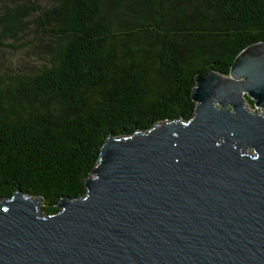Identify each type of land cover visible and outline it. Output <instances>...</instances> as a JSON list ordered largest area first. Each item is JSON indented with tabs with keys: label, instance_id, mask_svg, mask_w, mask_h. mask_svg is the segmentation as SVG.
Here are the masks:
<instances>
[{
	"label": "trees",
	"instance_id": "trees-1",
	"mask_svg": "<svg viewBox=\"0 0 264 264\" xmlns=\"http://www.w3.org/2000/svg\"><path fill=\"white\" fill-rule=\"evenodd\" d=\"M259 41L264 0H0V200L54 216L109 137L188 122L194 78Z\"/></svg>",
	"mask_w": 264,
	"mask_h": 264
},
{
	"label": "water",
	"instance_id": "water-1",
	"mask_svg": "<svg viewBox=\"0 0 264 264\" xmlns=\"http://www.w3.org/2000/svg\"><path fill=\"white\" fill-rule=\"evenodd\" d=\"M194 81L188 122L109 137L54 216L0 200V264H264V41Z\"/></svg>",
	"mask_w": 264,
	"mask_h": 264
},
{
	"label": "rangeland",
	"instance_id": "rangeland-1",
	"mask_svg": "<svg viewBox=\"0 0 264 264\" xmlns=\"http://www.w3.org/2000/svg\"><path fill=\"white\" fill-rule=\"evenodd\" d=\"M245 108L251 112V113H254V114H258V113H261V109L259 107H255L253 105V107H251L247 101H245ZM245 153H250V150H246Z\"/></svg>",
	"mask_w": 264,
	"mask_h": 264
}]
</instances>
